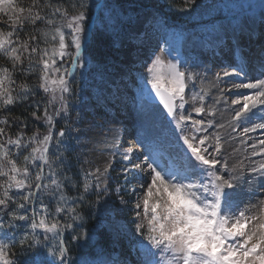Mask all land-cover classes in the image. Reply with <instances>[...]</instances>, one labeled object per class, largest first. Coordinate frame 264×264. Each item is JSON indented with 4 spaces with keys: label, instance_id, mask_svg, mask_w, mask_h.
Instances as JSON below:
<instances>
[{
    "label": "snow or ice",
    "instance_id": "6c2138e0",
    "mask_svg": "<svg viewBox=\"0 0 264 264\" xmlns=\"http://www.w3.org/2000/svg\"><path fill=\"white\" fill-rule=\"evenodd\" d=\"M190 3L195 4L196 0H190ZM46 8V14L41 15L42 9L36 0H33V5L27 9V12L24 7L16 6L15 0H0V14L6 16L12 25V29L7 33L0 31V55L6 57L11 64L10 68L0 67V108H7L17 103L31 104L30 97L35 95V89L27 84L17 86L15 76H25L37 69L40 80L38 88L50 94L51 98L48 101L50 104L59 101V109L53 115L49 114L47 108L44 109L43 117L48 131L42 138L38 134L26 138L20 133L15 140L6 139V144L14 146L16 150L27 148L30 144L41 145L31 147L30 154L24 156L25 164L34 166V189L33 174L29 172L28 167L22 171L17 167L15 159H7L9 149L5 144L0 143V177H7L5 184L0 185L3 188L0 211L11 217L8 228L14 227L12 221L29 222V231L24 232L19 238H16L15 234L12 236L6 234L5 239L0 240V264H16L15 260L11 259L13 249L31 248L33 242L28 238L37 231L44 233L45 238L48 234L58 238L57 249L51 255L57 256L61 264L68 259L66 253L69 249L62 234L64 231L73 230L75 225L62 224L55 219L54 222H46L49 214L46 204L41 202L39 213L35 207L30 208L39 199L38 193L48 191L54 186L49 194L56 195L57 191H60L58 198L60 201H65L64 206L55 208V213L67 211L72 214L73 221L80 219L75 205L67 207L66 198L62 194L64 185L55 178V173L52 171L54 160L50 157L49 149L54 141V117L67 114L68 100L74 95L72 85L74 73L84 67L86 4L83 0H77L75 4L57 3L47 5ZM187 10V8L182 9V11ZM38 22L44 24L45 29H52L50 49L39 47L41 35L45 38V43L49 42V32L45 30L41 33ZM25 24H31L36 32L21 39L19 33L24 30ZM58 60L66 61L70 67L64 66L63 63L57 66ZM223 75L225 77L243 75L246 78V82L233 81L229 91L256 90L250 94L237 92V99L232 103L240 105V108L235 111L234 119L241 121L243 118V121H247L248 114L257 115L253 109L260 108L261 114L258 116L260 122L243 127L242 133L247 135L258 130L264 133V108H261L264 106V73L254 82L247 80L243 67H240L239 71H225ZM188 79L195 81L194 76L189 77L181 70L178 62H165L161 56H156L150 65L146 66L145 86H150V94H154V98L163 105L167 115L181 131L180 139L185 147L180 157L181 164L177 166L176 162L172 161L161 167L160 163L153 160L152 163L146 164L147 175L144 174L143 169L134 172L133 168H124L125 175L134 172V178L138 180L140 188L146 189L143 199L146 225L137 223L135 227L142 236H145L151 247L162 254L160 259L150 261L149 264H264V217L251 214L248 206L242 207L236 201L238 195L235 191L238 187L236 177L229 175L225 178L217 168V165H220L228 171L227 162L217 158L221 151L218 144L219 137L216 138L215 146L207 143L208 136L197 135L207 131L206 121L193 119L191 114L185 115L184 109L187 103L185 90ZM17 87L19 92L14 96L13 92ZM198 95L192 96L193 101L197 100ZM203 99V96H199L201 102ZM34 107L39 109V103ZM193 111L197 114H215L214 110L206 109L203 103ZM35 115L34 112L33 116ZM189 122L191 135L184 134V126ZM0 124L11 126L7 117L0 120ZM211 126L212 121L208 120L207 127ZM65 134L61 129L57 136L63 138ZM7 135L5 128L0 127V137ZM248 138L251 139L250 136ZM62 142V139H56L55 146L58 148ZM258 144L264 146V139H259ZM249 147L256 149L257 143ZM52 156L55 160H60L55 153ZM252 156H264V147H260L259 151H253ZM123 159L129 164H135L131 150L125 153ZM45 167L48 169L47 174ZM104 171L106 173L107 169ZM250 171L264 178V161L254 162ZM96 172L99 173L100 170L97 169ZM88 175L95 176V189L108 191L106 184H102L96 173ZM90 188L92 185L86 179L83 190L88 192ZM12 189L21 197V202L18 204L17 197L9 195ZM132 191L135 192L136 189L133 188ZM153 196L157 199L155 203H150V198ZM79 199L83 202V197ZM10 204L18 207L21 212L10 209ZM136 207L139 209L141 205L138 203ZM29 211L31 215L28 214ZM139 215L140 213L137 212V216ZM3 224V218L0 217V227H3ZM145 227L146 232L141 231ZM36 241H39L38 236ZM150 254L156 256L155 252Z\"/></svg>",
    "mask_w": 264,
    "mask_h": 264
},
{
    "label": "rangeland",
    "instance_id": "374dc122",
    "mask_svg": "<svg viewBox=\"0 0 264 264\" xmlns=\"http://www.w3.org/2000/svg\"><path fill=\"white\" fill-rule=\"evenodd\" d=\"M94 1L95 0H92V1H89L88 3H91V2L93 3ZM145 1L153 5H160L161 3V0H145ZM185 1L190 2V0H185ZM211 1H219L221 3H225L230 8V10H234L238 7V5L240 4L242 0H196V3L203 4V3H207ZM15 4L18 7H24L27 12V9L33 5V0H15ZM230 4L234 6L231 8ZM89 8H88V4H86L85 11H86L87 17H88ZM34 10H37V9H34ZM224 12H227V11H224ZM105 14L108 15V13H105ZM132 19H133L132 25L128 27L124 35L118 38V49H117V52H115V54H117L118 59L121 58V63H118L117 65L112 67L111 74L105 75L102 72H98L97 74L93 73V71L90 70L88 63L84 62V67L81 68V72L78 77V80H73L72 82L74 95H72L68 100L69 107H68L67 114L64 116L63 123H62L63 125L62 127L53 128V132H54L53 134L56 135L57 137L56 139H62L63 141L59 145L62 149L61 150L62 153L65 149H67V147L69 146L73 147L74 154H75L74 157L77 162V167L79 168L81 173L88 176L89 178L88 182L90 183L91 181L92 183H96L95 176L88 175L89 173H96V175L100 177L102 184H106L108 188V191L106 192L107 194L104 193L101 197L98 198V201H96L97 210H95V215L100 214V213L108 214V217H104L105 219L103 222L107 224L108 228L113 232V234L116 237L119 236V234L121 233H124L127 236L132 237L135 235L137 231L135 227L137 223H144L146 225V219L143 215V199L145 198L146 189L140 188L139 182L135 178H133L134 180L130 183V185L128 184L126 185L125 182L121 184L120 181L110 182L111 176H109V172L112 171V168L114 167V161L112 163L110 160L111 157L110 156L108 157V155L101 154V153L96 154L95 153L96 149H94L96 145V143L94 142V138L96 136L95 134H98L97 132L99 131V126L97 125L96 120L101 118L99 120H101L102 122H105L106 121L105 119H107V117H106V114H102V115L100 114L99 118H97L91 113L87 114L85 112L86 105L90 102V100L94 99L95 96L103 94V93L105 94L107 91H111L112 88L115 87L116 80L119 79L120 75H122L123 72H125L126 73L125 76H126L129 71V68L135 65L134 64V62H136L134 58L135 56H136V60L139 57L143 58L145 56V59L143 60L142 64L139 66V69H138L143 72L144 76H146V66L150 65V63L152 62L151 60H154L156 56H161V58L165 60V62L167 61H171L173 63L178 62L181 66V70L184 71L189 77L193 76V71L195 69L194 65H192L193 63L189 64V66H186V63L184 64L183 61H178L177 59L172 58L171 56H167V54L165 53L166 50H163V48L159 47L160 45L164 44L165 36H168V33H169V28L168 29L165 28L160 20L155 19L154 14L147 13V11L139 10L136 14L132 16ZM0 21L6 26H12L11 22H9L7 20V17L4 16L3 14H0ZM151 24H152L151 30L148 32L147 28ZM107 27L108 28L110 27L109 23L107 24ZM198 30H202V29H198ZM0 31H3V30L0 29ZM201 33L202 31H197V30L193 33H189L185 36V40L189 44H192L194 43L196 39H199L202 36L200 35ZM159 34L163 35V42H159V40L156 38ZM51 47H52V42L49 45V49ZM181 47H182V44H180L179 52L183 54ZM165 48L170 50L172 56H173V53L177 51V48L175 46L168 45ZM156 49H157V52L153 56V51H155ZM189 57H190V54H189ZM113 60L114 58H109L107 61L112 62ZM62 63L64 64V66L68 67V64L66 61L61 62L59 60L57 61V66H60V64ZM0 67H9V68L11 67L10 61L3 55H0ZM29 75L30 73L26 74L25 76L16 75V76H20V79L25 78L28 80L27 82L21 83L20 81H17L15 78L17 86L27 84L30 88L35 89V91L40 92L41 94H44L45 92H43L42 89L38 88L40 80H35L33 82L31 81V78ZM214 77L216 78L215 75ZM218 81H219L218 84L227 82L229 85V88H231L230 86L232 85L233 81L234 82L238 81V79L233 77V78H227V79L226 78L218 79ZM236 83H239V82H236ZM187 85L188 86L185 90V99L187 101V103L185 104V109H184L185 115L191 114L193 119H204L205 121L213 119L212 126L207 127V123H206L205 127L207 128V131L197 134L198 137H202L205 135L208 136L209 141L207 143H210L214 146L217 144L216 136L219 137L218 144L221 149L220 154L222 153L221 155L223 157L219 155L220 157H217V158L221 159L222 161L227 162L228 171H225L220 165H217V168L220 169V172L225 176V178H228L229 175H234L236 177L238 186H241L240 184H243L242 187L240 188H244L247 190L248 195L246 196V194H243L239 197L236 196V201L238 203L242 202V204H244L245 206L250 207L251 208L250 212L252 214L264 217V203H262V201H264V189H260V188H264L262 187V185H264V178H261L258 174H252V172L250 171L254 162L259 163V162L264 161V156H254V157L252 156L253 151H259L260 147H264L258 144V141H259L258 139H264L263 137L264 133L258 130L257 132L247 134L248 135L247 136L242 133L243 128L239 130L237 126V123H239V126H242V127H245L246 125L251 126L252 123L260 122V121H257L258 118L256 115H253L250 113L248 115L249 119L247 121H243V118L241 119V121H237L234 119V116H232L231 120H229V126H228L227 131L224 129L219 130L220 124L216 122L215 118H211L209 114L207 113L197 114L193 111L195 107L201 106L198 103H195V101H193L192 99L193 94L198 93L197 86L195 82L192 81V79L187 80ZM18 89L19 87H17L16 91L13 92L14 96L16 95ZM221 90L222 91L224 90L223 94L224 93L226 94L227 89H221ZM235 91L237 92L239 90L235 89ZM249 91L250 92H247V89H246L245 94H248V93L250 94L254 92V90L252 89H250ZM48 95H49V100H50L51 96L50 94ZM198 96H200V92ZM236 97H237L236 94L229 93L223 99L224 101L222 100L223 107L226 109L229 108L230 111L233 113L231 115H234L235 111L240 108V105H235L232 103L234 99H237ZM151 106H154V105L148 102L143 103V107L151 108ZM209 106L210 104L208 105V107L207 106H204V107L206 109H211V110L214 109V106H210V108ZM261 108H264V107H261ZM54 109H57V110L59 109V101L54 102ZM258 109H253L255 110L254 113H257V115L261 114V109L260 108ZM150 110H154V109H150ZM55 111L56 110L50 113V115H53ZM157 113L159 116L158 110H157ZM126 117L129 118L128 116ZM60 118L61 117H54V120L57 119V121H59ZM254 118L255 120H253ZM126 121H127L126 123H130V121L129 122L128 120ZM231 123H233V125ZM157 126H160V127L164 126V129L165 128L167 129L165 133L170 134L172 138H174V140H177L180 142L181 134L177 133L174 129H172L169 126V124H167V120L165 116H162L161 118L158 119ZM184 128H185L184 134L191 135L190 122L187 125H185ZM61 129H63L66 133L65 137L63 138H59L57 136V133ZM212 129L214 132L212 131ZM210 130H211V133H210ZM236 132L238 133L240 132V133L238 134ZM19 134L20 133H18V135ZM227 134H229L230 136ZM249 135L251 139L247 138L249 137ZM13 136H12L13 137L12 139L15 140L17 138V135L14 134ZM152 137H153V130H152V134L150 136H147V138L151 139ZM238 138L239 140L240 139L241 140L239 141ZM253 143H257L256 149H252L251 147H249V145ZM66 144L68 145L64 147ZM53 145H55V140L53 141ZM12 148L13 150L9 151V153H14V152L18 153V151L15 149L14 146H12ZM184 150H185L184 148L181 149L180 151H177L174 148H170L165 154V155H168L167 158H164L160 155V158L154 159L153 157L149 156L148 160H144L145 164L144 165L141 164L139 168L143 169L144 174L147 175L148 170H147L146 164L152 163L153 160H156L158 163H160L161 167H163L166 163H169V164L172 163V161H175L176 164L179 163L180 165L181 164L180 157L182 153L184 152ZM53 151L60 158H61L62 153L60 151L58 153L57 152L58 150L56 148L49 151L50 157H52V159L54 160L52 171L55 173V178H56L59 175H61L63 172H61V168H59V166L62 167L61 165H59V160H55V157L52 156ZM227 152L229 153V157L227 156L228 155ZM233 153H236V154L233 155ZM136 154L138 155V153ZM10 156H12V154H10ZM132 157L133 159H136L134 154L132 155ZM139 158H141L140 155H139ZM97 169L100 170L99 173L96 172ZM105 169H107L106 173L104 171ZM233 169L234 170L236 169V170L233 171ZM240 170L243 171L245 174H247L245 175V177L247 176L246 178L240 177L239 175ZM47 172H48V169L47 167H45V174H47ZM244 179L246 180L242 182ZM45 183H48V181H45ZM53 187L54 186H51L50 188H53ZM123 188L124 189L126 188L125 191L122 190ZM133 188L136 189L135 192L132 191ZM246 190H244V192ZM96 191L98 193L103 192L102 189H99V190L96 189ZM123 193H125V196H123ZM156 199L157 197L153 196L152 198H150V203H155ZM115 202H119L120 204L131 202L132 204H131L130 210L127 211L128 214L132 215L131 218L122 219L119 216L116 217L114 214L115 206H116ZM138 203L141 205L139 209L136 207ZM137 212L139 213L141 212L142 215L137 216ZM92 227L94 228V230L99 229V224L95 223ZM136 254H138L142 258H148L146 256V253L142 249H139L136 252Z\"/></svg>",
    "mask_w": 264,
    "mask_h": 264
},
{
    "label": "bare ground",
    "instance_id": "6f19581e",
    "mask_svg": "<svg viewBox=\"0 0 264 264\" xmlns=\"http://www.w3.org/2000/svg\"><path fill=\"white\" fill-rule=\"evenodd\" d=\"M246 22V21H245ZM203 40V39H202ZM196 43H194V46H192L189 49L190 55H191V59H192V63L195 67H193L194 71H193V76L195 77V84L197 86V94H199L200 92V96L203 95L204 99L201 102L199 100V96L197 98V100L195 101V103H198L199 105H201V103H203L204 106H207L210 104V106H214V115H209L211 118H215L216 122L220 124V128L219 130H226L228 129L229 126V120H231L233 114L229 108H224L223 104H222V100L229 94V92H226V94H223V91L221 89H227L228 88V83H220L218 84V79H224V75L223 73L225 71H229L228 68H221L219 69L218 67L216 69H209L208 68V62H210V59L208 57L209 52L207 50H205L202 45H201V41H195ZM191 66V65H190ZM221 67H227L226 66H221ZM212 72H214L213 74H211ZM214 75L216 76V78L214 77ZM261 76V74L259 76H251L250 80L251 81H255L256 78H259ZM255 77V78H252ZM231 78V77H230ZM227 79V78H226ZM249 80V79H248ZM193 81V80H192ZM223 82V81H222ZM225 82V81H224ZM237 82V81H235ZM230 83V82H229ZM192 84V83H191ZM231 84V83H230ZM231 87V86H230ZM233 90V89H232ZM240 90V89H239ZM195 91V90H194ZM227 91V90H226ZM234 91V90H233ZM255 91V90H254ZM250 92V91H249ZM240 93V92H239ZM242 93V91H241ZM249 94V93H248ZM194 95V94H193ZM237 98V97H236ZM233 100V99H232ZM224 101V100H223ZM227 101V100H226ZM193 105V104H192ZM209 106V108H210ZM235 106V105H233ZM235 108V107H234ZM233 109V108H232ZM231 109V110H232ZM253 112H255V110H253ZM252 114V113H250ZM249 115V114H248ZM158 116L157 113V109L154 110H147L144 113H140L138 114L135 118L131 117V118H127L125 117V122H127L126 120H128V122L132 121L133 124V134L131 137L136 136L138 131L141 129H144L145 134L144 136H150L152 134V129L149 128L148 126H146V124L148 123V121H154ZM205 116V115H204ZM208 119V118H207ZM211 120V119H210ZM213 120V119H212ZM211 120V121H212ZM255 120V118L253 119ZM259 121V119L257 120ZM213 122V121H212ZM207 123V121H206ZM234 123V122H233ZM233 123H231L233 125ZM243 124V123H242ZM145 126V127H143ZM238 129H242V126H239V123H237ZM244 126V125H243ZM247 126V125H246ZM236 127V126H235ZM234 127V129H235ZM210 129V128H209ZM214 129V128H213ZM212 129V131H213ZM237 129V128H236ZM224 131V132H226ZM233 131V130H232ZM214 132V131H213ZM212 132V133H213ZM218 132V130H217ZM235 132V131H234ZM241 132V131H240ZM239 132V133H240ZM209 133V132H208ZM211 133V130H210ZM230 133V132H229ZM233 133V132H232ZM238 133V132H236ZM238 133V134H239ZM259 133V132H258ZM207 134V133H206ZM219 134V133H218ZM234 134V133H233ZM96 135V134H95ZM215 135V134H214ZM229 135V134H227ZM245 135V134H244ZM243 135V136H244ZM255 135V134H254ZM230 136V135H229ZM248 136V135H247ZM250 136V135H249ZM262 136V135H261ZM223 137V136H222ZM239 137V136H238ZM264 137V136H263ZM217 138V136H216ZM227 138V137H225ZM246 138V137H244ZM248 138V137H247ZM256 138V137H255ZM231 140V138H230ZM239 140V138H238ZM241 140V139H240ZM239 140V141H240ZM259 140V139H258ZM223 141V139H222ZM234 142V140H233ZM100 144L97 145L98 147H95V149H100L105 147V141H100ZM228 143V142H227ZM247 144V143H246ZM225 145V144H224ZM238 145V144H237ZM100 147V148H99ZM224 147V146H223ZM226 148V147H225ZM229 148V147H228ZM236 148V147H235ZM234 149V148H233ZM227 150V149H226ZM231 152V151H230ZM96 154L99 153V150L95 152ZM228 153V152H227ZM104 154V153H103ZM222 154V153H221ZM220 154V156H222ZM236 153H233V155H235ZM245 155V154H244ZM219 156V157H220ZM229 157V153L227 155ZM223 157V156H222ZM227 157V158H228ZM232 157V156H231ZM254 157V156H253ZM241 158V157H240ZM223 159V158H222ZM229 159V158H228ZM261 159V158H260ZM243 166V165H242ZM241 166V167H242ZM239 169V168H238ZM237 169V170H238ZM236 170V169H235ZM240 177H244L242 176V174H239ZM247 175V174H246ZM249 175V174H248ZM246 178V177H245ZM259 192V191H258ZM255 205V204H254Z\"/></svg>",
    "mask_w": 264,
    "mask_h": 264
},
{
    "label": "trees",
    "instance_id": "16d2710c",
    "mask_svg": "<svg viewBox=\"0 0 264 264\" xmlns=\"http://www.w3.org/2000/svg\"><path fill=\"white\" fill-rule=\"evenodd\" d=\"M86 0H83V2L85 3ZM123 1V0H121ZM36 3L39 4L40 9L42 13H45L47 11L46 6L47 5H55L57 3H61V4H67V3H71V4H75L77 3V0H36ZM124 8L126 7L125 5H123ZM170 7H175L178 8L175 4H171ZM183 5H180L179 8H182ZM178 8V9H179ZM1 25L3 26L4 30H7V26L4 25L3 23H1ZM38 29L41 31V33H43L45 30V27H40L38 26ZM36 32V29H34L32 27L31 24H25L24 25V30L22 32L19 33L20 38L21 39H25L28 35H32ZM50 39V37H49ZM41 42L39 47L44 46L45 43V38L43 37V35H41L40 38ZM90 52L91 55L93 57L94 60H97V62H100V60H104L105 58H107L108 56L112 55L116 49L115 47V40L113 39V37L110 36V32L103 26L102 28H99L96 33L94 34V38L93 41L90 45ZM17 81H20L21 83L23 82H27V79H20V76H15ZM36 94V93H35ZM30 101L31 104L29 103H17L15 105L9 106L7 108H0V120L5 119L6 117L9 119V125H3L0 124V127H4L5 128V132H14L15 134L20 132L22 129H26L27 131H32L34 130V128L36 127H41L42 126V120L41 119H37V117H39L38 115L41 114V109L43 107V103L42 101L38 100L36 98V95L30 97ZM36 103H39L40 107L39 109H37L36 107H34V105ZM35 112V116H33V113ZM15 122V123H13ZM25 125V126H21V125ZM1 141V140H0ZM128 208L127 209H123V214H127ZM112 237L110 236L109 232L103 230L99 233L98 236H96V238L94 240H90V243H93V246H102L106 249V247L110 246ZM118 244V243H117ZM119 244H121L122 246H124L123 241H119ZM90 245H88L87 247H89Z\"/></svg>",
    "mask_w": 264,
    "mask_h": 264
}]
</instances>
